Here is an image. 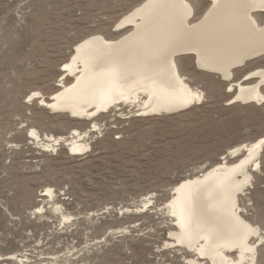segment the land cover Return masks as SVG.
I'll return each instance as SVG.
<instances>
[{"label":"rangeland","instance_id":"obj_1","mask_svg":"<svg viewBox=\"0 0 264 264\" xmlns=\"http://www.w3.org/2000/svg\"><path fill=\"white\" fill-rule=\"evenodd\" d=\"M140 1L25 0L21 15L19 0H0V255L27 254L28 264H142L161 248L171 258L162 246L173 228L163 211L170 188L232 146L264 135L261 107L229 104L225 89L179 114L144 117L125 106L101 111L95 117L101 118L100 129L91 133V149L81 156L66 145L45 153L27 139L29 128L66 135L89 127V121L53 114L36 100L26 106L24 93L35 89L48 99L64 77L74 44L91 33L113 35L116 20ZM198 2L200 15L206 4ZM194 68L186 61L188 74ZM208 78L213 77H201ZM253 181L255 187L240 200L252 223L264 193L260 171ZM45 187L59 193L57 200L73 216L70 225L49 211L44 220L31 214ZM147 195L154 207L135 211ZM121 208L132 211L119 213ZM158 257L162 264L165 257Z\"/></svg>","mask_w":264,"mask_h":264},{"label":"bare ground","instance_id":"obj_2","mask_svg":"<svg viewBox=\"0 0 264 264\" xmlns=\"http://www.w3.org/2000/svg\"><path fill=\"white\" fill-rule=\"evenodd\" d=\"M204 4L206 8L200 15L196 13L193 18L188 13L182 25L185 10L180 0H141L116 20L113 35L91 33L80 39L63 63L60 76L64 77L58 89L48 99L39 91L41 95L35 100L53 114L89 121V127L84 131L71 129L66 135L40 134L29 128L28 132L35 135L27 139L45 153H57L61 145H66L69 153L81 156L91 149V133L100 129L101 118L95 117L101 111L125 106L140 116L156 117L179 114L201 105L202 101L192 103L187 96L186 61L193 62L196 71L213 78L218 76L227 83L233 89L229 93L231 104L261 107L264 113V64L260 63L264 58L259 54L264 37L243 30V0H205ZM253 64L254 68L240 79L235 78L236 73ZM121 92L123 95H119ZM226 151L217 162L172 186L163 206L173 222L167 242L175 244L176 240H182V245H177L178 251L181 246L185 250L196 249L187 259L198 264H221L217 244L227 240L241 243L246 226L257 227L245 218L247 208L240 205V200L252 188L254 175L260 171L264 135ZM48 188L52 187H45L38 196L42 199H38L37 206L43 211L33 207L31 214L42 219L47 218L49 211L64 224L73 221L53 188L52 195L41 196ZM139 203L135 211L153 207L148 195ZM123 211L132 210L121 208L119 213ZM217 233H222V238L218 239ZM252 240L256 237L249 236L248 241ZM200 249L204 250L203 256L198 255ZM223 254L229 260L240 258L237 249L226 248ZM13 255L14 264L30 263L27 254L6 257Z\"/></svg>","mask_w":264,"mask_h":264},{"label":"snow or ice","instance_id":"obj_3","mask_svg":"<svg viewBox=\"0 0 264 264\" xmlns=\"http://www.w3.org/2000/svg\"><path fill=\"white\" fill-rule=\"evenodd\" d=\"M181 6L185 10V17L180 20L183 25L188 13L195 14L202 9L198 6V0H180ZM26 6L25 0H19L18 11L23 15V8ZM242 19L241 23L243 30L251 35H259L264 37V0H243L242 4ZM23 23V21H21ZM262 58H264V44L261 45V51L259 52ZM67 64L64 65V70L67 71ZM264 73V70H262ZM59 75V73H57ZM203 73L195 70V68L188 74L184 79V84L187 87V96L190 98V102L196 103L198 101L207 102L210 97L216 96L218 94H223L224 90L227 89L228 93H233V89L228 87L227 84H222L219 77L201 79ZM255 75V73H253ZM248 79V77H245ZM264 90V88H262ZM41 93L35 89H30L28 92L24 93V101L26 106H32L35 104V98H37ZM123 95V93H119ZM225 99L229 104L232 100L225 96ZM115 103V96L113 97ZM44 101H41L43 104ZM107 111V108L104 109ZM91 115H95L94 113ZM22 127H24L22 125ZM96 125H93L95 128ZM26 130V129H25ZM29 137L34 136V132H28ZM31 143V141H28ZM260 167V177L264 181V165ZM255 181H253L252 187H255ZM53 194L52 188H48L47 191H42L41 196H50ZM59 195V193H56ZM260 207L257 209L258 219L253 221L257 227L246 226V235L243 238V242L237 243L236 241L227 240L224 243L217 244V255L221 256V264H264V193L261 195L259 201ZM257 201L253 200V207L255 208ZM36 211H43L39 206L33 205ZM154 207V205H153ZM249 236H255L256 240L248 241ZM217 238H222V233H217ZM175 240L176 238L173 237ZM163 241V238H162ZM258 241V243H257ZM182 240H176L175 244H170L167 241H163V249L171 251L172 257L168 258L167 252L163 251L161 248H157L155 251H151V258H145L142 264H160L159 255L165 257L162 264H198L196 260L187 259L191 254L196 253V249L189 248L185 250V247L181 246L179 248V253H177V245H182ZM237 249L240 251V258H233L229 260L227 255L223 254L224 249ZM198 255L203 256L204 250L200 249ZM234 255V254H233ZM16 256L13 255L10 258L4 255H0V264H14ZM131 264H141V261L132 260Z\"/></svg>","mask_w":264,"mask_h":264}]
</instances>
